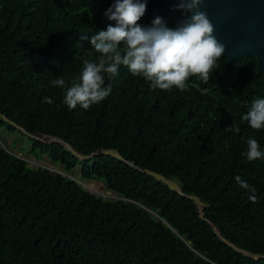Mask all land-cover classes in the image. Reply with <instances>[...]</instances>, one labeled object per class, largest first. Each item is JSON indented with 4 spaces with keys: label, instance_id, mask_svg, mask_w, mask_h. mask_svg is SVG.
<instances>
[{
    "label": "trees",
    "instance_id": "trees-1",
    "mask_svg": "<svg viewBox=\"0 0 264 264\" xmlns=\"http://www.w3.org/2000/svg\"><path fill=\"white\" fill-rule=\"evenodd\" d=\"M111 0H0V112L28 132L56 135L76 151L115 147L138 167L174 178L192 198L106 153L79 159L57 140L29 139L68 173L97 178L116 197H103L58 171L28 165L0 147V264H264L239 248L264 253V158L249 162L247 139L264 151V129L241 116L264 98V69L239 54L204 84L186 91L153 90L126 67L105 77L110 95L88 110H69L63 90L82 59H95L89 39L105 29ZM146 15L139 23L149 26ZM172 27V22H164ZM49 97L52 103L44 102ZM234 125V127H231ZM0 127L15 126L0 118ZM231 127V128H229ZM238 129V130H237ZM256 188V201L239 186Z\"/></svg>",
    "mask_w": 264,
    "mask_h": 264
},
{
    "label": "clouds",
    "instance_id": "clouds-1",
    "mask_svg": "<svg viewBox=\"0 0 264 264\" xmlns=\"http://www.w3.org/2000/svg\"><path fill=\"white\" fill-rule=\"evenodd\" d=\"M147 2L113 0L104 16L114 24L84 37L99 55L82 59L78 75L71 80L57 75L50 81L53 87L63 90L62 103L69 110L77 106L88 110L105 100L112 91L110 84L105 86V77L118 76L122 66L132 76L148 81L153 90L166 91H186L193 76L207 84L213 71L220 67L218 61L226 52V45L214 35L215 27L207 12L199 10L204 0H178L176 10L181 11L182 18L175 27L167 26L160 16L154 17L149 26H142L139 21ZM44 102L53 101L45 97ZM241 121L253 130L264 129V98L252 101ZM242 155L252 162L264 158V151L257 139L249 137ZM235 179L247 191L248 199L255 202L256 188L239 176Z\"/></svg>",
    "mask_w": 264,
    "mask_h": 264
},
{
    "label": "water",
    "instance_id": "water-1",
    "mask_svg": "<svg viewBox=\"0 0 264 264\" xmlns=\"http://www.w3.org/2000/svg\"><path fill=\"white\" fill-rule=\"evenodd\" d=\"M112 3L113 0H111V4ZM177 4L178 0H148L145 15L147 18L151 19L160 16L163 18L164 22L170 20L172 22V27H175L177 22L182 18L181 11L176 10ZM199 10L207 12L215 27L214 35L219 41L226 45V52L222 56L226 58L227 63H230L239 54H253L256 60V71L264 69V0H204L199 6ZM0 118L14 125L17 129H20V131L29 134L31 137L39 139V137L33 135L34 132L26 131L22 126L15 123L12 119L7 118L5 114L1 112ZM42 134L49 136V139L46 141L57 140L61 142L65 148L74 153L79 159L86 158L94 153H106L110 156L124 160L129 165L160 180L167 185L168 188L192 198L196 204V209L199 215L202 216L203 202L198 195L181 191L178 182L169 175H164L147 167H138L132 160L124 158L117 148L107 146L91 150L87 153H81L76 151L68 142L56 135ZM58 172L67 174L61 171ZM68 176L72 177L83 186L79 179L71 175ZM199 203H201L200 208L198 207ZM210 224L213 231L232 247L251 257H264V253L251 252L235 246L220 235L219 230L213 223L210 222Z\"/></svg>",
    "mask_w": 264,
    "mask_h": 264
},
{
    "label": "rangeland",
    "instance_id": "rangeland-1",
    "mask_svg": "<svg viewBox=\"0 0 264 264\" xmlns=\"http://www.w3.org/2000/svg\"><path fill=\"white\" fill-rule=\"evenodd\" d=\"M40 134L42 133L34 132L33 135L39 137L42 141L48 140V138H41L39 136ZM28 137L31 136L23 131H20V129H17L16 127L12 131H8L5 128L0 127V147H3L9 152L23 158L28 165L41 166L51 171H61L65 173L58 163H51L44 153L38 157L32 155L29 152ZM67 174L79 179L84 187L86 186L84 184L88 183L91 188L90 191L93 193L99 194L103 197H116V193L113 190L107 189L101 180L97 178H82L78 172V164L71 168L70 172Z\"/></svg>",
    "mask_w": 264,
    "mask_h": 264
},
{
    "label": "bare ground",
    "instance_id": "bare-ground-1",
    "mask_svg": "<svg viewBox=\"0 0 264 264\" xmlns=\"http://www.w3.org/2000/svg\"><path fill=\"white\" fill-rule=\"evenodd\" d=\"M41 138H48L49 139V136L48 135H44V134H40L39 135ZM84 185H86L85 187L87 188V189H89V190H91V188H90V186H89V184L88 183H86V184H84ZM198 207L200 208L201 207V203H199V205H198Z\"/></svg>",
    "mask_w": 264,
    "mask_h": 264
}]
</instances>
